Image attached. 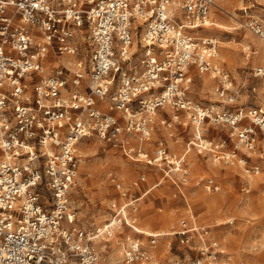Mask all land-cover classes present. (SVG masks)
Returning a JSON list of instances; mask_svg holds the SVG:
<instances>
[{
	"label": "built area",
	"instance_id": "1",
	"mask_svg": "<svg viewBox=\"0 0 264 264\" xmlns=\"http://www.w3.org/2000/svg\"><path fill=\"white\" fill-rule=\"evenodd\" d=\"M213 1L182 0L173 10L172 0H0V264H101L94 241L116 227L134 228L137 197L114 203L111 217L93 231L76 224L71 190L82 139L96 137L185 184L184 153L171 152L163 138L152 152L141 145L156 129V112L171 110L159 120L168 129L178 124L201 132L207 121L238 129L243 109L203 105L188 95L194 72L217 81L223 102L234 99L227 94L230 72L215 63L218 41L199 34ZM255 3L260 11L247 14L243 26L264 40V0ZM255 75L264 77V68ZM248 115L264 135V111ZM240 131L241 144L251 149L254 130ZM214 147L218 161L236 156ZM205 184L211 188L213 180ZM174 234L186 248L198 239L187 264H221L220 242L193 217L181 218ZM148 236L151 244L158 237ZM145 254L139 240L124 247L127 263Z\"/></svg>",
	"mask_w": 264,
	"mask_h": 264
},
{
	"label": "rangeland",
	"instance_id": "2",
	"mask_svg": "<svg viewBox=\"0 0 264 264\" xmlns=\"http://www.w3.org/2000/svg\"><path fill=\"white\" fill-rule=\"evenodd\" d=\"M259 11L255 0H214L210 8L209 20L222 23L224 28L210 26L205 33L218 41L219 62L230 72L234 102H222L214 93V79L207 75L205 83L193 76L188 89L189 97L197 103L233 111L243 109L245 117L237 130L227 124L207 121L201 132L207 143L202 144L195 139V132L191 135V130L179 137L175 127L168 129L160 125L161 116L168 118L172 112L169 108L157 111L155 132L167 139L170 151L189 149L185 156L190 170L185 186L186 200L181 201L177 196L174 178L163 179L162 173L145 161L126 155L96 137L84 138L79 143L78 174L71 200L78 212L76 224L86 231L102 226L113 214L114 203L125 202L135 192H142L161 181L137 202L136 222L141 233L121 226L114 229L112 236H100L94 241L101 264H109L110 255L119 257L118 264H124L123 248L134 237L139 239L145 252L155 247L159 251V256L151 258L152 253L148 250L136 264H187L189 257L195 255L198 239L194 238L189 244V251L179 243L174 231L191 208L196 221L207 226L210 236L220 242L224 254L221 264H264V135L248 115L250 109L264 111V77L255 76L256 70L264 67V61L254 62L255 51L264 41L243 26L247 14ZM134 36L139 55L141 30L138 29ZM182 120L186 118L182 117ZM244 127L254 130L250 135L251 149L243 144L238 146L239 131ZM189 140L195 141L190 147L187 145ZM143 143L147 144L149 140ZM216 144H222L223 151L234 149L235 158L229 163L218 161L214 155ZM255 168H258L257 172ZM141 174L145 175L144 181L140 180ZM206 179L213 180V188L205 184ZM116 183L122 185L120 191H126V196H121ZM148 234L158 235L154 244L150 243Z\"/></svg>",
	"mask_w": 264,
	"mask_h": 264
},
{
	"label": "crops",
	"instance_id": "3",
	"mask_svg": "<svg viewBox=\"0 0 264 264\" xmlns=\"http://www.w3.org/2000/svg\"><path fill=\"white\" fill-rule=\"evenodd\" d=\"M207 27H204L203 29H201L200 30V35L201 36H207V37H209L210 35H208L207 33H205V29H206ZM205 33V34H204ZM219 64V63H218ZM221 65V64H220ZM262 68V67H261ZM197 74L198 73H194L193 72V76H197ZM204 75H207V74H204ZM208 76V75H207ZM256 76V75H255ZM208 78H209V76H208ZM211 79H214V78H211ZM230 79H231V86H230V90L228 91V95L229 96H233V101L232 102H234V100H235V93H234V88H233V84H232V78H231V75H230ZM216 84H217V81L214 79L213 80V90H214V88H215V86H216ZM214 93L217 95V93L215 92V90H214ZM218 96V95H217ZM218 98L222 101L223 99L222 98H220L219 96H218ZM223 102V101H222ZM232 102H229V103H232ZM225 103V102H224ZM172 114V113H171ZM159 115H160V113H159ZM171 116V115H170ZM169 116V117H170ZM164 116H161V118H163ZM168 117V118H169ZM160 120V119H159ZM173 127H175V132H178V136L179 137H183L184 135H182L185 131H187V130H191L192 132H190V133H192L191 135H193V132H194V128L192 127V126H182V125H178V124H176L175 126H173ZM155 131H157V123H156V129H155ZM153 132L152 133V137H151V139H150V141H149V143H147V144H144L143 142H142V146L144 147V149L145 150H147L148 152H150V151H152L153 149H154V147H155V141L156 140H158L159 138H163L166 142H167V145H168V141H167V139L165 138V137H163L162 135H161V133L159 134V132ZM201 132H203V130H201ZM157 134V135H156ZM156 136H158L157 138H155ZM170 136V135H169ZM178 137V138H179ZM132 139H135V138H132ZM171 139H172V137H171ZM130 143L132 144V145H134V146H138V144H139V142L135 139V141H132V140H130ZM190 144H192V140H189L188 142H187V145L189 146ZM190 147V146H189ZM168 148H169V145H168ZM170 150V149H169ZM187 150H189L188 148H186V150H184V151H182V152H177V153H184L185 154V156H186V153L188 152ZM154 167V166H153ZM157 171H160L161 173H162V178L163 179H171L170 177H168V176H166V175H164V172H163V170H161L160 168H156V167H154ZM142 175V174H141ZM145 176V175H144ZM141 180V179H140ZM145 180V179H144ZM144 180H141V181H144ZM173 182V184L175 185V188H176V190H177V196L179 197V199L181 200V201H184V200H186V195H188V191H187V189L185 188V186H187L188 185V183H185V184H179V183H176V182H174V181H172ZM161 183V181L160 180H158L157 182H155L154 183V185H153V187H151V188H148V189H145L144 191H142V192H135L133 195H132V198L133 197H137L138 198V201L143 197V196H145L148 192H150L155 186H157V185H159ZM214 183V182H213ZM214 185V184H213ZM213 188V187H212ZM120 192V191H119ZM145 193V194H144ZM121 194V193H120ZM135 195V196H134ZM176 195V194H175ZM122 196V195H121ZM128 200H130V199H128ZM123 203V202H122ZM189 208V207H188ZM188 214V215H187ZM187 216L186 217H188V218H190V217H193L195 220H196V218H195V214L193 213V211H192V208L191 209H189L188 211H187ZM111 217V216H110ZM135 217H136V219H137V212H136V214H135ZM109 219V218H108ZM121 227V226H120ZM123 227H128V228H131V227H129V226H123ZM117 228H119V227H117ZM116 229V228H115ZM132 229H134V231L136 232V233H141V231L140 230H138V228H137V222H136V224H135V226H134V228H132ZM149 235V234H148ZM216 238V237H215ZM133 240H139L137 237L135 238H133L131 241H133ZM149 240H150V238H149ZM196 242V241H195ZM141 245V244H140ZM125 247H127V246H125ZM141 248H142V246H141ZM156 248V247H155ZM155 248H153V250H150V248H148V250L149 251H151V256H149V257H151V258H153V257H155V256H159V251L157 250V249H155ZM143 250H145L144 248H142ZM147 250V251H148ZM187 250H189V251H191V248H187ZM147 251H146V253H147ZM186 254H188V252L186 253ZM195 255H196V251H195ZM224 255V254H223ZM124 263H126V264H136L137 262H139V261H135V262H133V263H127V262H125V260H124V248H123V260H122Z\"/></svg>",
	"mask_w": 264,
	"mask_h": 264
},
{
	"label": "bare ground",
	"instance_id": "4",
	"mask_svg": "<svg viewBox=\"0 0 264 264\" xmlns=\"http://www.w3.org/2000/svg\"><path fill=\"white\" fill-rule=\"evenodd\" d=\"M213 3H214V1H213ZM172 5V9L173 10H177L178 9V7H179V5L181 4V0H172V3H171ZM220 5V4H219ZM217 6V5H216ZM210 26H214V28L216 27V28H224V25L222 24V23H219V22H216V21H210L209 20V22L207 23V26L206 27H210ZM203 29V28H202ZM135 34V33H134ZM199 34H200V31H199ZM202 37H207V36H202ZM133 38H134V41H133V46L134 47H136V40H135V36H133ZM216 39V38H215ZM262 41H264V40H262ZM219 54V53H218ZM218 56L219 55H217V57L215 58V63H219V65H220V62H219V58H218ZM260 61H264V44H260V46L258 47V49L255 51V56H254V62H260ZM261 67H259L258 69H260ZM262 68H264V67H262ZM208 75V74H207ZM206 75H204V74H197V76L196 77H198L199 78V81L201 82V83H205V82H207L206 80H205V77ZM209 76V79L210 78H212L210 75H208ZM198 81V80H197ZM198 85V84H197ZM199 86V85H198ZM199 88H201V87H199ZM156 116H158L157 115V112H156ZM248 129V128H247ZM240 133H241V131H239ZM240 136V135H239ZM194 137L195 138H197V139H200V142L203 144V142H206L207 140L205 139V138H202V135H201V132H195L194 133ZM133 141H135V139L133 140ZM193 143H195V141L193 140L192 141ZM207 143V142H206ZM142 144V143H141ZM198 144H199V142H198ZM209 144V143H208ZM143 145V144H142ZM238 146H241V140H239V143H238ZM78 174V173H77ZM76 177H77V175H76ZM161 234H164V231H161ZM152 250H153V248H151ZM119 252V251H118ZM117 253V252H116ZM119 258V257H118ZM118 258H117V256H115V255H110L109 256V260H108V262H109V264H118L119 263V260H118ZM124 264H126V263H124Z\"/></svg>",
	"mask_w": 264,
	"mask_h": 264
}]
</instances>
